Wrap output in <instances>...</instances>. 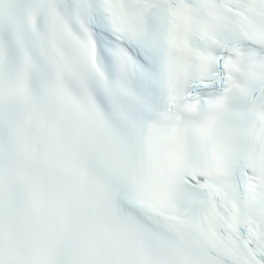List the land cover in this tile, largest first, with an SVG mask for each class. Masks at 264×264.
Listing matches in <instances>:
<instances>
[{
  "label": "snow or ice",
  "instance_id": "1",
  "mask_svg": "<svg viewBox=\"0 0 264 264\" xmlns=\"http://www.w3.org/2000/svg\"><path fill=\"white\" fill-rule=\"evenodd\" d=\"M0 264H264V0H0Z\"/></svg>",
  "mask_w": 264,
  "mask_h": 264
}]
</instances>
